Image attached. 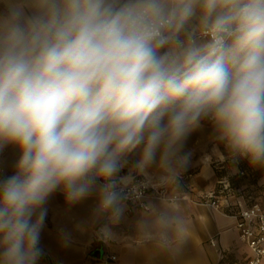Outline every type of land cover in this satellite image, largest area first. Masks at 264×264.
<instances>
[{
	"label": "clouds",
	"instance_id": "clouds-1",
	"mask_svg": "<svg viewBox=\"0 0 264 264\" xmlns=\"http://www.w3.org/2000/svg\"><path fill=\"white\" fill-rule=\"evenodd\" d=\"M0 5V154L16 155L0 170V264H39L57 192L69 206L93 200L87 223L105 244L138 203L136 238L178 260L195 133L236 171L264 170V0Z\"/></svg>",
	"mask_w": 264,
	"mask_h": 264
},
{
	"label": "crops",
	"instance_id": "crops-1",
	"mask_svg": "<svg viewBox=\"0 0 264 264\" xmlns=\"http://www.w3.org/2000/svg\"><path fill=\"white\" fill-rule=\"evenodd\" d=\"M208 136L207 131L195 133L187 145L193 153L192 165L183 176L180 195L189 197L182 201L191 224V240L182 257L173 261L154 247L141 244L134 232L135 222L143 210L136 203L128 202L125 218L113 226L117 237L105 244L96 239L95 229L87 223L93 200L69 206L57 192L49 199L46 227L41 235V245L44 255L50 259L49 264H245L251 251L240 243L236 220L231 214L252 200L264 199V172L242 187L232 186L222 170L227 168L223 164V145ZM15 159L12 149L0 154V168L4 173L10 174ZM238 173L239 169L229 167V175ZM208 190L219 194L223 200L222 211L192 201ZM61 230L71 236L68 246L61 241ZM110 256L115 259L111 260ZM39 264H43L41 260Z\"/></svg>",
	"mask_w": 264,
	"mask_h": 264
},
{
	"label": "built area",
	"instance_id": "built-area-1",
	"mask_svg": "<svg viewBox=\"0 0 264 264\" xmlns=\"http://www.w3.org/2000/svg\"><path fill=\"white\" fill-rule=\"evenodd\" d=\"M0 170H2L0 168ZM160 194V190H144L145 197H154ZM182 200H188L187 195H180ZM198 204H204L211 208L222 211L223 200L215 190L204 191L199 194ZM129 203H134L131 200ZM138 205V203H136ZM139 206V205H138ZM130 211V210H129ZM231 216L236 220L235 229L238 231V238L242 245L251 251V256L245 264H262L264 262V199L252 200L245 207L235 210ZM114 260V256H110ZM49 257L44 255L41 258L43 264H49Z\"/></svg>",
	"mask_w": 264,
	"mask_h": 264
},
{
	"label": "rangeland",
	"instance_id": "rangeland-1",
	"mask_svg": "<svg viewBox=\"0 0 264 264\" xmlns=\"http://www.w3.org/2000/svg\"><path fill=\"white\" fill-rule=\"evenodd\" d=\"M225 158H224V165L227 167L225 170H223V173L227 174L228 180H230V183L232 186L235 187H242L246 185V183H251L253 182L257 176L261 173L264 172V170L260 169H252L248 166L247 162L242 161L237 167L240 170V173L238 175H229L228 174V169L231 167V164L226 158V153L224 152ZM232 178V179H231Z\"/></svg>",
	"mask_w": 264,
	"mask_h": 264
},
{
	"label": "water",
	"instance_id": "water-1",
	"mask_svg": "<svg viewBox=\"0 0 264 264\" xmlns=\"http://www.w3.org/2000/svg\"><path fill=\"white\" fill-rule=\"evenodd\" d=\"M96 255L99 257L100 256V252H98Z\"/></svg>",
	"mask_w": 264,
	"mask_h": 264
}]
</instances>
